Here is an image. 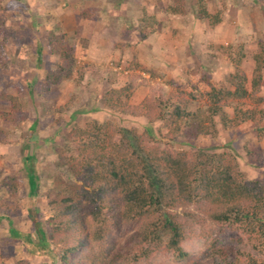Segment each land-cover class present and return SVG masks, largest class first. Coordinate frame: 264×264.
<instances>
[{
    "label": "rangeland",
    "instance_id": "rangeland-1",
    "mask_svg": "<svg viewBox=\"0 0 264 264\" xmlns=\"http://www.w3.org/2000/svg\"><path fill=\"white\" fill-rule=\"evenodd\" d=\"M4 3L10 12L7 25L15 27L18 34L7 37L0 34V85L18 96L21 110L16 112L15 122H11L5 113L15 112L12 104L0 102V127L8 130L0 141V199L11 203L15 210L9 216L0 211V264H20L21 260L29 264H60L24 235L13 233L11 225L24 234L30 233L35 241L39 228L46 229L45 220L52 211L51 196L64 192L75 182L58 154L68 133L74 126L99 120L136 127L140 132L148 127L156 136H162L166 129L161 121L150 124L145 116L114 111L107 106L105 93L133 83L135 88L129 102L137 105L147 96L159 91L168 93L177 87L199 94L210 90L211 83L226 86L228 75L235 70L221 51L222 46L229 44H234L233 49L243 44L246 53L243 68L251 88L254 56L264 41V0H183V11L176 13L169 8L178 0H5ZM149 16L153 26L148 28V36L143 37L139 26ZM216 18L220 20L217 22ZM52 30L67 33L73 43L76 65L70 78L48 87L42 84L46 83L47 73L56 67L58 58L47 42ZM39 42L43 44L42 50ZM247 101L246 106L252 105V101ZM236 106L244 105L235 102L225 107L228 118L234 117ZM261 106L264 108V103ZM207 107L205 98L190 105L191 110L201 114H205ZM222 115L217 118V135L182 134L175 146L210 151L232 149L247 178L264 179V119L259 125L247 121L238 126L230 123L223 126ZM30 173L36 178L35 191ZM12 177L18 187L16 198L10 187L4 186ZM240 237L239 231L229 230L227 246L249 247ZM183 245L191 253L185 260L176 261L159 251L140 264H192L205 248L199 239L187 240ZM85 253L82 248L72 256ZM255 254L263 257L262 253L255 251Z\"/></svg>",
    "mask_w": 264,
    "mask_h": 264
},
{
    "label": "trees",
    "instance_id": "trees-1",
    "mask_svg": "<svg viewBox=\"0 0 264 264\" xmlns=\"http://www.w3.org/2000/svg\"><path fill=\"white\" fill-rule=\"evenodd\" d=\"M4 1L0 0V34L17 35L16 28L7 25L10 12ZM183 6V0H178L169 9L182 12ZM203 11L208 15L206 9ZM150 18L144 17L139 26L143 37L153 26ZM47 42L50 51L58 56L56 67L42 84L50 87L74 74L76 58L66 32L50 31ZM260 46L254 56L251 88L243 68V44L237 49L229 44L221 47L235 67L227 77V85L211 83L210 90L200 96L177 87L168 93L156 92L134 105L129 102L133 83L108 90L104 95L108 107L145 116L150 124L161 121L165 132L156 136L148 127L140 132L136 127L99 120L74 126L58 154L75 182L51 196L52 211L46 217V229L39 228L36 241L30 233L24 234L11 225L13 233L24 235L60 264H140L159 251L182 261L191 255L183 243L192 239L203 241L205 246L192 264L205 260L211 264H264V179L247 178L232 149L175 146L182 134L217 135L220 114L223 126L247 121L259 125L263 121L264 41ZM38 47L43 49L42 42ZM234 50L238 52L234 54ZM200 98L208 103L205 114L190 109L191 103ZM247 100L252 105L246 106ZM0 102L12 104L15 112L5 113V118L15 122V114L21 110L18 96L0 85ZM235 102L245 107L236 106L234 117L228 118L225 107ZM7 132L0 127V141ZM29 178L35 191L34 173ZM13 179L4 186H9L16 198L18 187ZM0 211L7 216L15 212L11 203L1 199ZM229 230L239 231L240 241L249 247H228ZM82 248L86 253L74 258L72 255ZM20 264L29 262L21 260Z\"/></svg>",
    "mask_w": 264,
    "mask_h": 264
}]
</instances>
